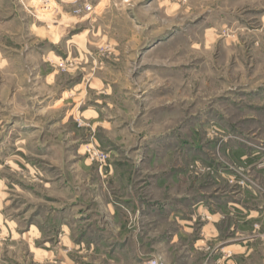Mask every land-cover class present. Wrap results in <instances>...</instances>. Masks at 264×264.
<instances>
[{
  "label": "rangeland",
  "instance_id": "374dc122",
  "mask_svg": "<svg viewBox=\"0 0 264 264\" xmlns=\"http://www.w3.org/2000/svg\"><path fill=\"white\" fill-rule=\"evenodd\" d=\"M155 262L264 264V0H0V264Z\"/></svg>",
  "mask_w": 264,
  "mask_h": 264
},
{
  "label": "built area",
  "instance_id": "2783aa9c",
  "mask_svg": "<svg viewBox=\"0 0 264 264\" xmlns=\"http://www.w3.org/2000/svg\"><path fill=\"white\" fill-rule=\"evenodd\" d=\"M34 2L39 14H50L56 10V0H34ZM155 264L159 263L155 262Z\"/></svg>",
  "mask_w": 264,
  "mask_h": 264
}]
</instances>
